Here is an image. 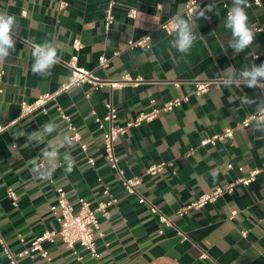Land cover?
<instances>
[{"label":"crops","instance_id":"obj_1","mask_svg":"<svg viewBox=\"0 0 264 264\" xmlns=\"http://www.w3.org/2000/svg\"><path fill=\"white\" fill-rule=\"evenodd\" d=\"M115 22L105 29V9L109 0H70V6L59 10V0H0V11L13 14L19 28L14 29L15 52L0 64L6 72L4 93L0 101V123L9 124L18 118L22 101L33 102L47 93H54L72 74L67 63L77 57V65L93 72L103 81H119L126 75L141 79L120 89L105 86L100 90L91 85L73 87L49 104L48 114L36 113L13 124L0 136V235L14 251H21L46 231L58 230L52 213L57 202L56 186L63 187L76 209L80 200L97 208L110 200L108 187L119 199L109 217L98 213L103 237L97 238L98 256H91L77 246L78 256L57 238L46 243L55 264H264V173L249 186L238 185L230 194L201 210L178 212L219 186H226L264 167V133L238 125L257 111V105H242L240 97L247 95L261 100L257 88L243 83L229 87L221 82L204 95L195 94V81H227L226 70L237 74L253 63H264V0L262 7L246 9L249 25L255 33L254 44L241 53L228 47L231 31L225 27L226 9L232 0H210L215 5L196 21L199 38L187 54L170 46L174 39L161 24L170 22L175 14L186 9L189 0H115ZM131 9L137 18L128 16ZM185 18H188L185 15ZM55 35L63 44L60 62L51 75L40 77L31 71V50ZM152 37L150 50L129 49L128 41L145 35ZM80 39L79 51L73 41ZM114 53H118L117 56ZM259 55V58H256ZM108 59L107 65L100 63ZM88 95L90 97H88ZM188 99L184 101V99ZM181 99L183 103L172 111L166 104ZM117 111V125H125L153 109L160 110L151 122L130 129L115 145L119 167L126 178L141 177L138 193L126 194L120 174L114 170L103 146V131L96 118L104 117L107 104ZM61 107L82 135L83 150L75 142L71 151L76 160L72 173L57 166L49 179L40 180L31 172L32 158L46 144L28 143L20 133L32 132L47 121L54 120L58 132H70L68 122L57 110ZM234 128V137L216 147L201 146L206 137ZM57 133L47 137L51 140ZM89 158L95 164L88 162ZM162 161L175 166L162 175L146 174L148 168ZM218 175L214 182L212 173ZM54 180V184L51 183ZM16 192V200L9 195ZM172 193L173 202L165 194ZM143 199L156 205L172 219V226L162 225ZM232 212H237L230 220ZM163 229L164 234L159 231ZM242 231H248L243 237ZM20 235L26 240L22 243ZM206 254L207 259L201 255ZM0 264H9L0 246ZM25 264H47L37 256Z\"/></svg>","mask_w":264,"mask_h":264},{"label":"built area","instance_id":"obj_2","mask_svg":"<svg viewBox=\"0 0 264 264\" xmlns=\"http://www.w3.org/2000/svg\"><path fill=\"white\" fill-rule=\"evenodd\" d=\"M210 0H196L197 4L200 8L203 7L204 3ZM116 5L115 0H109L108 5L105 9V29L109 31L112 25L115 22L114 8ZM263 0H248V7L246 9H250L252 7H262ZM70 6V0H59V10H65ZM193 7V0H189L184 11L185 15L190 12ZM224 8L226 9V16L230 7L228 4H224ZM130 18H137L138 11L136 9H131L128 13ZM188 17V16H187ZM161 28L166 29L169 32H172V28L170 22L161 24ZM264 27L258 26L254 28L256 32H262ZM150 37L151 39H149ZM82 47V43L80 39H75L73 41V48L76 51H79ZM129 49L142 48L150 50L152 48V37L150 34L145 35L144 37L135 40L131 39L128 41ZM115 56L118 53H114ZM256 58H259V55H256ZM108 59L106 57H101L100 63L102 65H107ZM67 65L71 68L72 74L68 81L62 85V87L54 93H47L40 96L33 102L22 101L20 114L17 119L12 121L9 124H1L0 123V136L8 131V129L13 125L19 122L22 119L28 118L36 113L48 114L49 109L48 106L50 103L55 101L59 95L64 92H67L73 87H80L84 85H91L94 89L100 90L105 86H109L112 89H120L128 84L139 83L141 79H133L129 75H126L119 81L108 80L103 81L100 78L96 77L93 72L87 70L85 68H81L77 65V57H73ZM5 70L0 68V101L1 97L4 93V77ZM221 82L224 81H195V94L197 96L204 95L211 88L219 87ZM264 83V81H262ZM261 99H264V89L257 88ZM88 97H90L88 95ZM188 99H184L187 101ZM183 103L181 99H177L165 105L164 111H172L175 107L180 106ZM108 112L104 117H97L96 122L99 128L103 131V146L107 158L111 167L116 170L122 180L123 188L128 195H133L138 193V187L142 184L141 177H132L126 178L124 172L119 167V158L116 154L115 145L118 139L124 136L130 129L134 127H139L145 122L153 121L159 114L160 110L153 109V111L149 113H142L133 121L127 122L125 125H117L116 120L118 118V111L116 107L110 102L107 104ZM59 115L62 119L68 122L69 130L73 134L74 141L81 145L83 150H87V146L82 143V135L78 131V129L71 123L70 118L65 114L61 107L57 108ZM257 115V111L248 115L243 119V121L238 125L240 128H248L255 122V117ZM234 128H227L224 132L215 134L209 137H206L201 141V146H211L216 147L217 144L226 139H232L234 137ZM88 162L91 165L95 164V160L93 158H89ZM175 164L173 162L162 161L160 163H156L151 165L146 174L148 176L156 177L165 173L168 169L173 168ZM264 173L263 168H257L250 172L247 177L240 179L239 181L228 184L226 186H219L210 193H204L199 198L189 203L185 207H183L178 215L184 216L189 211L192 210H201L213 202L217 201L220 197L225 194L232 193L238 185L241 186H249L252 182L256 181L257 177ZM51 183L54 184V180L51 179ZM57 193V202L52 206L51 210L59 223L58 230L46 231L42 235L36 237L32 240L28 245H26L21 251H14L6 239L0 235V246L3 249V252L9 262V264H25V260L28 258H35L37 256L42 257L47 264H55L52 257L50 256L49 251L45 248L46 243H55L57 238H60L64 244L78 256V260H82L83 257L78 254L76 250L77 246L84 248L91 256H98V245L97 238L103 237V233L100 229V222L98 218V213H101L104 217H109L110 211L109 209L116 205L119 201L118 198L111 195L108 187L105 188L104 194L110 196V200L107 202L100 203L97 208H93L91 203L85 200H80V206L78 209L75 208L71 200L69 199L67 191L61 187L56 186ZM8 195L16 200V192L13 189H9ZM149 207L152 214L157 215L160 223L165 226H172V219L165 215L156 205L148 202L143 199ZM237 212H232L229 219L233 220L236 216ZM160 234H164V230L161 229L159 231ZM242 236L247 237L248 231H242ZM20 240L22 243H26V240L20 235ZM207 255L204 253L201 255L202 259H207Z\"/></svg>","mask_w":264,"mask_h":264},{"label":"clouds","instance_id":"obj_3","mask_svg":"<svg viewBox=\"0 0 264 264\" xmlns=\"http://www.w3.org/2000/svg\"><path fill=\"white\" fill-rule=\"evenodd\" d=\"M248 7V0H232V6L228 10L225 27L231 31V39L228 42V47L233 49L234 53H241L245 49L251 47L255 41V33L253 28L249 25L246 8ZM215 5L209 3L204 8H200L196 0H193V7L187 14L177 13L170 19L172 28L171 35L174 39L170 41V46L175 48L179 53L187 54L193 47L194 43L199 38L195 31L197 28L196 21L206 16L207 12L214 11ZM19 28L16 17L13 14L0 11V64H2L12 52H15L16 40L14 39V29ZM51 39L45 40L43 43H37L31 50L33 63L31 71L34 75L40 77H47L51 75L53 67L60 62L61 54L63 52V44L59 39L50 34ZM151 39L150 37H148ZM227 85L231 87L234 83L239 86L243 83L248 88L264 89V63L260 65L252 64L246 67L238 74L236 69L229 67L226 70ZM242 105H257V115L254 122V131L264 133V99L259 102L253 100L247 95L240 97ZM60 125L54 120L45 122L39 130L20 133L25 136L28 143H35V145L46 144L40 150L37 157H34L29 162L31 164V172L34 177L40 180L49 179L57 166L64 168L66 174L73 172L76 166V160L72 156L71 151L63 153V163L61 160V149L74 150L75 141L71 132H58ZM57 133L51 140L47 137L53 133ZM218 173H212L215 182ZM166 202H173L174 197L172 193L165 194Z\"/></svg>","mask_w":264,"mask_h":264}]
</instances>
